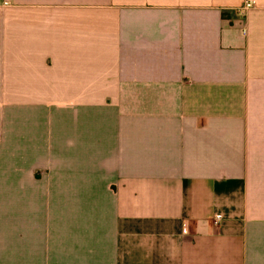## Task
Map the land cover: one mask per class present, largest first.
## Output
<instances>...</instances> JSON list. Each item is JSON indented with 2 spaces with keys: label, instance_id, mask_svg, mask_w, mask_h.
I'll list each match as a JSON object with an SVG mask.
<instances>
[{
  "label": "crops",
  "instance_id": "1",
  "mask_svg": "<svg viewBox=\"0 0 264 264\" xmlns=\"http://www.w3.org/2000/svg\"><path fill=\"white\" fill-rule=\"evenodd\" d=\"M5 1L0 264H264V0Z\"/></svg>",
  "mask_w": 264,
  "mask_h": 264
},
{
  "label": "built area",
  "instance_id": "2",
  "mask_svg": "<svg viewBox=\"0 0 264 264\" xmlns=\"http://www.w3.org/2000/svg\"><path fill=\"white\" fill-rule=\"evenodd\" d=\"M8 4H9V2L4 0V5L7 6ZM254 7H255L254 2L246 1L243 6H241L240 8L237 9V12L240 15H244Z\"/></svg>",
  "mask_w": 264,
  "mask_h": 264
}]
</instances>
